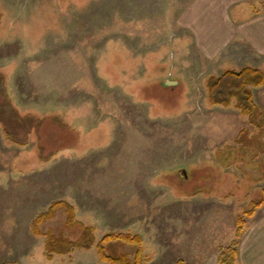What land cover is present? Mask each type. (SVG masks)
<instances>
[{
	"label": "rangeland",
	"instance_id": "obj_1",
	"mask_svg": "<svg viewBox=\"0 0 264 264\" xmlns=\"http://www.w3.org/2000/svg\"><path fill=\"white\" fill-rule=\"evenodd\" d=\"M197 1L0 0V264H108L95 244L47 259L31 221L57 200L96 242L140 235L143 264L218 259L239 219L244 234L262 217L264 83L252 121L234 100L210 104L207 84L264 71V53L232 37L237 11L264 14V0H223L221 24L192 14ZM39 228L81 231L63 207Z\"/></svg>",
	"mask_w": 264,
	"mask_h": 264
},
{
	"label": "trees",
	"instance_id": "obj_2",
	"mask_svg": "<svg viewBox=\"0 0 264 264\" xmlns=\"http://www.w3.org/2000/svg\"><path fill=\"white\" fill-rule=\"evenodd\" d=\"M264 83V71L257 67L245 66L239 70L226 69L218 77H212L207 84V94L210 104L227 107L234 100V107L241 115L249 117L250 121L257 105L253 101V94L250 87H257ZM264 203V199L253 201L254 207H259ZM63 207L67 214V225L80 226V235L76 240L57 237L52 231L42 232L40 224L52 218L55 211ZM250 214H252L250 212ZM249 214V215H250ZM244 222L239 219L235 238L227 247V252L218 255V264H236L238 256V244L243 235ZM31 230L35 235L44 237V251L47 259L51 260L54 255H65L74 249H90L94 244L99 258L108 264H143L142 238L140 235L130 233H107L96 242L94 230L91 225H85L75 219V208L65 200L53 201L46 211L38 214L31 221ZM113 241L123 242L135 247L132 259L125 254L110 255L106 253L105 244ZM3 264H15L11 262ZM175 264H187L183 260H178Z\"/></svg>",
	"mask_w": 264,
	"mask_h": 264
},
{
	"label": "crops",
	"instance_id": "obj_3",
	"mask_svg": "<svg viewBox=\"0 0 264 264\" xmlns=\"http://www.w3.org/2000/svg\"><path fill=\"white\" fill-rule=\"evenodd\" d=\"M242 1L226 0L231 5L241 4ZM223 2V0H198L190 9H198L195 12L192 11V14L198 13V18L202 12H205L208 18L211 16V19L221 24L226 18L222 14L226 12V9L222 10ZM239 15L237 11L238 20L233 23V39H241L256 51L264 53V14L251 13L247 17ZM237 249L236 264H264V213L253 223L249 232L241 236ZM202 264H218L217 257L204 260Z\"/></svg>",
	"mask_w": 264,
	"mask_h": 264
},
{
	"label": "water",
	"instance_id": "obj_4",
	"mask_svg": "<svg viewBox=\"0 0 264 264\" xmlns=\"http://www.w3.org/2000/svg\"><path fill=\"white\" fill-rule=\"evenodd\" d=\"M167 84H171L172 85L173 83L170 82V83H167Z\"/></svg>",
	"mask_w": 264,
	"mask_h": 264
}]
</instances>
